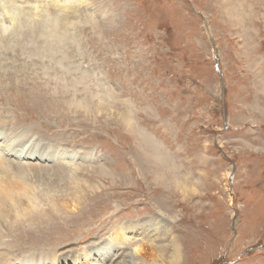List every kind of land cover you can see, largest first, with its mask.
Returning <instances> with one entry per match:
<instances>
[{
    "label": "rangeland",
    "instance_id": "1",
    "mask_svg": "<svg viewBox=\"0 0 264 264\" xmlns=\"http://www.w3.org/2000/svg\"><path fill=\"white\" fill-rule=\"evenodd\" d=\"M72 3L51 28L39 10L0 28V62L26 79L0 89V123L64 155L36 183L67 206L40 193L43 248L89 249L79 264L107 249L111 264H264V0Z\"/></svg>",
    "mask_w": 264,
    "mask_h": 264
},
{
    "label": "bare ground",
    "instance_id": "2",
    "mask_svg": "<svg viewBox=\"0 0 264 264\" xmlns=\"http://www.w3.org/2000/svg\"><path fill=\"white\" fill-rule=\"evenodd\" d=\"M72 1L73 0H1L0 9H2L5 15L9 18L10 24L2 25L0 28L2 27L4 34H6L11 28L14 30L15 28L26 26V22L23 21L25 18H23V16L26 15H23V12L26 11L27 14H33L36 10H39L40 13H42L39 14V16L44 19L43 22L45 25L51 28L49 17L51 15L57 17V15L53 14L54 9L56 7L60 8V4L64 5L65 3L67 4V6L64 5L65 7L73 9ZM17 2H19L25 10L20 7ZM68 8H66V10H69ZM60 9L63 10L62 8ZM46 13H48V18L44 15ZM70 21L72 20L66 21V24L72 25L70 24ZM89 21L90 19H87V22ZM5 22H7V19ZM90 23V25H94L93 20ZM108 24L109 23L104 26H107ZM74 25L75 24H73V26ZM53 29L56 28L53 27ZM21 30L24 29L21 28ZM48 31L49 32L44 33L45 36H48V39L50 38L49 36L62 37L59 33L53 32L52 30ZM5 42V49H8L9 52L11 50H17L21 47V43L18 40H16L15 45L12 46L9 45L8 39H5ZM60 42H62V39H60ZM20 49L19 51H21ZM4 66V63L2 64L0 62V89H16L20 86V84L24 83L26 80L24 77L21 79L16 76L22 73V69L19 68L15 71H7ZM4 101L7 100L5 99ZM78 105L85 108L88 107L84 104ZM56 108H54L56 109L54 111L65 115L62 110V106H58ZM8 121L10 122V125L8 126L6 125L7 123L4 119L3 122L0 123V264H42L43 261H46V263L52 261V264H79V261H83L84 259L87 260L85 256L88 252L87 250L89 249H86L81 253L67 254L66 250H64L67 246L63 245L60 246L59 250H55L50 247V250L48 249L49 251H46L45 248H43L45 247L44 245H48L43 242L44 236H47L48 234L46 231L47 226L44 222L45 212L42 213L44 216L40 217L42 210H38L40 204L36 200H38V197H41L40 193H43L51 204L50 208H52L56 214H61V211L59 210L60 205L62 208H66L67 206L66 204L64 206L63 203L60 204V199L55 197L53 193L55 191L52 189L53 187L49 186L44 190V187L41 188L40 185H37L36 183L41 181L40 178L45 169L44 166H46L45 161H50L51 159V162L53 163L56 161L55 158L58 159L60 156L64 155L60 153L61 149L58 151V148H54L52 145H48L49 149L51 148L49 153H46L44 150H40V141L39 143L30 144V140H32L34 136V131L30 128L24 130L20 126L13 125L11 119H8ZM16 140H19V142H16ZM159 155L161 154L158 153V156ZM55 164L53 163L52 166L54 169H57ZM55 176H53V179H55ZM176 182L180 183L179 179H177ZM52 194L54 196H52ZM49 214L51 215V213ZM46 216V223L51 222L53 216L50 217L48 214ZM36 227L39 229L37 230ZM114 230V237L118 241L129 235L122 225L116 226ZM146 233V230H143L142 228L138 238L141 237L139 241L143 243H147L148 241L149 244V236ZM25 237H28L26 244L23 242ZM151 240V243L154 245L152 238ZM21 242H23L22 246L20 245ZM174 249L179 250L178 246H175ZM91 251H93V249ZM108 252L109 249L99 253L98 258L100 261L93 260L88 263L101 264V261L105 264L113 263L112 258H114V255L112 253L109 254ZM135 252L142 253L141 246L138 245L135 247ZM176 253L178 252L176 251ZM58 257H60V261L58 260ZM129 257H131L130 254ZM132 257L131 262L133 260Z\"/></svg>",
    "mask_w": 264,
    "mask_h": 264
}]
</instances>
